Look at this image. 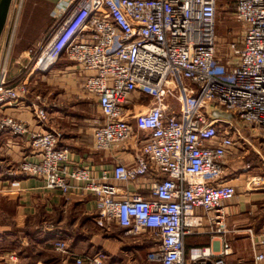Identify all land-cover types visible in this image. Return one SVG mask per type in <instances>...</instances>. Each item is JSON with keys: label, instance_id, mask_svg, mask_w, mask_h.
<instances>
[{"label": "built area", "instance_id": "built-area-1", "mask_svg": "<svg viewBox=\"0 0 264 264\" xmlns=\"http://www.w3.org/2000/svg\"><path fill=\"white\" fill-rule=\"evenodd\" d=\"M230 7L243 28L224 52L218 14ZM53 16V28L31 49L23 71L13 77L5 66L0 72V131L26 137L33 149L32 156L7 162L4 176L34 175L64 194L93 193L99 224L115 222L129 237L158 243L147 253L152 263L228 264L229 242L214 259L209 248L195 247L188 260L186 237L195 232L197 209L207 213L210 232L228 231L226 202L236 186L222 179L225 160L252 143L232 124L212 118L208 107L235 113L264 145V0H58ZM63 57L84 76L83 91L102 117L93 130L96 148L136 137L134 164L117 162L96 176L91 167L72 163L48 99L31 84ZM143 97L151 99L148 108L131 112ZM21 104L39 129L7 112ZM148 173L155 175L149 195L122 193L112 182ZM259 242L264 245V233ZM56 249L69 252L64 240ZM263 260L264 251L255 254V264ZM74 264H107L106 254L77 255Z\"/></svg>", "mask_w": 264, "mask_h": 264}, {"label": "crops", "instance_id": "crops-1", "mask_svg": "<svg viewBox=\"0 0 264 264\" xmlns=\"http://www.w3.org/2000/svg\"><path fill=\"white\" fill-rule=\"evenodd\" d=\"M16 1L13 0L0 39V72L6 66L13 77L23 71L25 63H20L21 59L18 58L26 55L30 48L19 47V44V52L13 54L16 60L12 66L13 35L20 21V8L24 7L14 5ZM55 6L28 5V14H47L43 20L45 24L37 31L38 36L32 40V44L29 43L31 48H36L53 28ZM25 26L27 30L30 28L28 24ZM75 68L73 61L63 57L49 73L41 75L51 81L50 90L54 95L48 97V101L52 121L63 131L61 145L70 148L72 163L91 167L96 176H100L103 169H111L117 162L134 164L140 152L136 137L110 149L96 148L93 130L102 117L88 115V94L82 88L84 76ZM39 76H34L31 84H35ZM33 89L35 91L36 88ZM7 112L27 120L34 129L40 128L28 106L7 107ZM244 136L252 145L260 144L261 136L254 131L250 130ZM249 145H239L234 153L227 156L224 164L222 179L236 186L235 196L226 202L228 231L210 232L211 223L207 213L197 209L196 215L191 218L195 232L186 237L188 260L195 247L209 248L212 252L210 257H218L225 241L231 246L228 264H255V254L264 251V245L259 242V237L264 233V172L254 175L258 167L249 170L247 166H240L238 161L243 156L239 152H249ZM32 152L26 137L0 131V264H74L75 256L98 251L106 254L107 264H160L152 263L147 258L149 250L158 244L153 239L146 236L129 237L121 226L109 229L98 223V204L93 193L74 191L64 194L61 189L46 187L44 180L34 175L18 174L12 179L4 176L7 162L17 163L32 156ZM259 156L264 160V154ZM257 176L262 181L255 185L252 177ZM154 178L153 173H148L135 181L112 179V182L120 187L122 193L140 191L149 195V186ZM60 240L67 242L69 252L56 249V242ZM140 252H146V255L142 257ZM261 264H264V260Z\"/></svg>", "mask_w": 264, "mask_h": 264}, {"label": "rangeland", "instance_id": "rangeland-1", "mask_svg": "<svg viewBox=\"0 0 264 264\" xmlns=\"http://www.w3.org/2000/svg\"><path fill=\"white\" fill-rule=\"evenodd\" d=\"M22 1V0H21ZM20 0H17L14 5H24V7H22L21 10V17H20V21L18 23V27L15 30L14 33V39H13V43L11 46V57H12V66L15 65V58L13 57V54L15 52H19L18 50V45L19 47L25 46V48H29L26 51V55H21L18 59L20 60V63H26L29 59V56L27 55V53L29 54L31 52V45L32 44V40L38 36L37 31L38 29L42 28V26L45 24L43 23V20H45L47 18V14H40V13H34L28 14V5H56L55 0H23L22 4H21ZM28 14V15H27ZM40 14V15H39ZM12 23V22H11ZM29 25L30 28L27 30V27L25 25ZM24 25V27H23ZM10 24H8V28H9ZM243 26L242 24L236 19L235 15L233 14V8H227V9H223L220 8L219 9V14H218V36H219V43H220V47L221 50H224V52H227L229 46L228 43L230 41H234V40H238L241 37V30H242ZM8 30V29H7ZM27 30V32H26ZM5 35V34H4ZM16 41V42H15ZM28 43V44H27ZM30 43V44H29ZM27 46V47H26ZM17 50V51H16ZM223 52V53H224ZM1 53V51H0ZM16 69V68H15ZM51 81H49L45 76H39V78L37 79V82H35V84H32V89H35V93H41L43 94L47 99L48 97L51 98L53 95L51 93L50 87H51ZM34 90V89H33ZM57 91V90H56ZM51 96V97H50ZM54 98V97H53ZM88 101H87V113L88 115L94 116V117H100V112L99 110L96 108L95 106V101L93 100V98L88 95L87 96ZM171 102H173L174 104H176V99L175 98H171L170 99ZM151 102V99L148 97H143V99L138 102H136L132 107H131V112L133 113H138L140 111H144L148 108L149 104ZM260 133L264 134V131H261ZM254 145V146H253ZM252 143L249 145V152H239L240 155H243L242 158H238L239 161V165L241 166H247L249 170L255 169L256 167H258L257 170H254V175H261L264 172V160L261 159V157L259 156V154H264V145H259L257 143ZM254 147V148H252ZM257 148V149H256ZM253 149H256L253 150ZM260 152H257V151ZM242 163V164H241ZM256 171V172H255ZM252 181H256L259 183H255V185H258L261 183L262 179L260 178V176L257 177H252ZM105 225L107 228L109 229H115L117 228L119 225L116 224L115 222H108L105 221ZM141 256L144 257L146 255V252H140Z\"/></svg>", "mask_w": 264, "mask_h": 264}, {"label": "water", "instance_id": "water-1", "mask_svg": "<svg viewBox=\"0 0 264 264\" xmlns=\"http://www.w3.org/2000/svg\"><path fill=\"white\" fill-rule=\"evenodd\" d=\"M12 3L13 0H0V39L6 28ZM207 111L212 118H219L225 123L232 124L234 127L243 132V134L250 131L246 124L231 111H224L215 107L213 104L208 107Z\"/></svg>", "mask_w": 264, "mask_h": 264}]
</instances>
